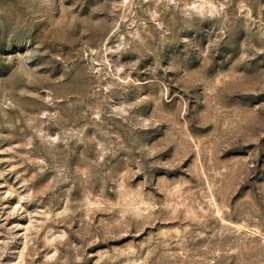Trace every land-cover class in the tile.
<instances>
[{
    "label": "rangeland",
    "instance_id": "rangeland-1",
    "mask_svg": "<svg viewBox=\"0 0 264 264\" xmlns=\"http://www.w3.org/2000/svg\"><path fill=\"white\" fill-rule=\"evenodd\" d=\"M0 264H264V0H0Z\"/></svg>",
    "mask_w": 264,
    "mask_h": 264
}]
</instances>
